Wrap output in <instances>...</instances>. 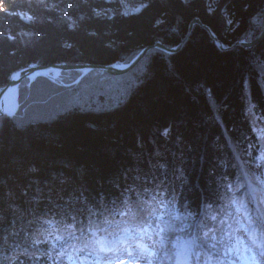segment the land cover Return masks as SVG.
<instances>
[{
  "label": "trees",
  "instance_id": "obj_1",
  "mask_svg": "<svg viewBox=\"0 0 264 264\" xmlns=\"http://www.w3.org/2000/svg\"><path fill=\"white\" fill-rule=\"evenodd\" d=\"M126 1L143 3L142 12L124 15L119 0H44L55 9L38 0H0V90L13 71L30 63L127 62L157 40L177 45L194 17L225 45L253 41L264 8V0ZM92 7L115 15L93 18ZM26 13L34 14V23L22 22ZM69 20L78 22L75 30L65 26ZM9 34L16 39L5 40ZM60 73L58 82L23 78L16 112L0 118V236L23 222L18 217L34 208L38 189L48 195L51 188L55 198L66 187L60 184L64 177L94 206L101 193L104 203L116 199L115 184L120 191L127 184L139 191L151 187L157 180L133 178L147 173L178 194L170 209L188 219L183 232L176 221L169 236L182 240L204 220L206 202L224 203L226 182L235 190L244 175L260 174L247 145L257 143L264 128L253 103L264 108V35L252 46L222 50L196 24L179 51L151 48L125 73L95 69L74 83L81 70ZM162 128L171 136L162 135ZM31 165L40 171L30 173ZM237 196L246 199V189ZM77 214L86 216L87 208Z\"/></svg>",
  "mask_w": 264,
  "mask_h": 264
},
{
  "label": "snow or ice",
  "instance_id": "obj_2",
  "mask_svg": "<svg viewBox=\"0 0 264 264\" xmlns=\"http://www.w3.org/2000/svg\"><path fill=\"white\" fill-rule=\"evenodd\" d=\"M142 10L135 9L137 14ZM102 15L107 18V11ZM20 19L26 24L35 22L34 14L26 13ZM65 26L75 30L78 22L69 20ZM4 39L14 41L16 37L9 34ZM49 74L50 70L37 73L32 79ZM20 75L15 72L10 79L17 81ZM54 75L59 77L61 73L57 70ZM253 108L250 104L248 111ZM257 141L258 152H249L251 143L247 149L259 176L235 186V190L232 183L226 182L224 203L216 207L214 201L205 207L204 220L192 226L194 231L187 233L188 240L169 236L176 231V221L181 222L183 232V221L188 219L173 214L171 201L159 206L154 200L146 204L158 194L150 196L144 188L139 192L128 188L110 203L102 198L87 209L86 216L77 214L50 225L54 231L32 242V252L18 259L17 264H24V260L28 264H264V128L259 129ZM242 189H246V199L237 196Z\"/></svg>",
  "mask_w": 264,
  "mask_h": 264
},
{
  "label": "clouds",
  "instance_id": "obj_3",
  "mask_svg": "<svg viewBox=\"0 0 264 264\" xmlns=\"http://www.w3.org/2000/svg\"><path fill=\"white\" fill-rule=\"evenodd\" d=\"M39 3L44 4L45 7L50 9H55L57 5L55 3L45 4L44 0H38ZM84 3H87V0H84ZM105 9L102 8H91V13L93 18H103L102 13ZM107 18L113 19L115 12L113 9L106 10ZM111 13V15H109ZM71 19V18H69ZM80 19H84L83 16ZM161 21L157 20L156 24H159ZM95 34V33H91ZM11 78V77H10ZM256 110L264 116V108H262L257 102L253 101ZM247 114V106L244 107V116ZM171 130L167 128H162L160 133L165 137L171 136ZM253 147L249 149V152H258L255 148V142L251 143ZM155 167V165H153ZM163 167V165H161ZM30 173H38L40 171L35 165H31L28 168ZM264 171V170H261ZM183 173H181L182 175ZM259 176V175H255ZM145 177H148V183L152 184L153 180H157L155 184L151 187H144V191L148 192L151 196L152 193H157L158 196L146 201V204H153L159 206L161 202L168 203L171 201V206L174 207V202L177 198V193L173 189L171 194H169V187L165 183L164 179H158L154 174L148 176L147 173L143 175L137 174L133 177L136 181H141ZM125 180H128L127 175L124 177ZM179 179V177H177ZM227 180V177H224ZM61 185L66 187L57 190L56 197L53 198L51 193L52 189H48V195L39 194L42 192V189H38V195L32 197L34 203V208L25 216V214L20 213L19 218H23V222L19 225L13 224L12 228L8 230L7 234L0 236V264H17L18 259H23L26 255L32 252V242L39 241L42 238H46L49 231H54L53 228H50V225L66 221L67 218L77 215V213H84L85 208H91L92 206L87 202L88 198L85 196V191L81 190L80 187H73L72 182L69 177H64L60 180ZM114 187L117 191H120V185L115 184ZM128 188H133L137 192L134 185L127 184L123 190ZM79 193V195H77ZM11 195V193H7ZM101 199L103 198V193L100 194ZM78 204L80 207H78ZM49 205H51L49 207ZM210 202H206L204 207H210ZM13 211H19L18 206H12ZM21 233L23 236L21 237ZM24 264H28L27 260H24Z\"/></svg>",
  "mask_w": 264,
  "mask_h": 264
},
{
  "label": "water",
  "instance_id": "obj_4",
  "mask_svg": "<svg viewBox=\"0 0 264 264\" xmlns=\"http://www.w3.org/2000/svg\"><path fill=\"white\" fill-rule=\"evenodd\" d=\"M200 25L203 27L208 34L211 36V38L215 41L216 45L224 50V49H229L232 48L234 45H241L244 47H249L252 46L255 42H257L260 38L263 37L264 35V8H263V18H262V25H261V30L259 32V35L257 38H255L253 41H246V40H238L236 41L233 45H225L217 36L216 34L211 30V28L203 23L198 17H194L191 22L189 23L188 30L184 36V38L175 46H167L161 41H155L153 44L146 45L144 46L132 59H130L127 62H111V63H106V64H97V63H73L69 64L66 62H54L46 65L42 64H37V63H30L27 66L21 67L15 71H13L10 76H9V81L8 83L3 86L0 90V118L4 115H7L6 111L3 108V97L8 90L9 87L12 85H17V89L19 87V84L21 80L25 77H29V75L34 74V72L38 70H54V71H63V70H81V75L74 81H78L85 73H87L90 70H102L108 73L112 74H122L127 71H129L131 68H133L139 60L151 49V48H159L167 53H175L179 51L185 41L187 40L192 28L194 25ZM243 41V43H242ZM221 45V46H219ZM116 65H124V67H116ZM35 66V67H32ZM15 72H20V78L17 81H12L10 79L11 75L14 74ZM52 77V76H49ZM16 110V109H15Z\"/></svg>",
  "mask_w": 264,
  "mask_h": 264
},
{
  "label": "bare ground",
  "instance_id": "obj_5",
  "mask_svg": "<svg viewBox=\"0 0 264 264\" xmlns=\"http://www.w3.org/2000/svg\"><path fill=\"white\" fill-rule=\"evenodd\" d=\"M44 71H49V70H38L34 72V74L29 75V77H26L28 80H32V77L36 75L37 73H42ZM55 71L50 70L49 76L55 77L54 75ZM17 85H12L11 87L8 88L6 91L4 97H3V108L6 111V113H12L14 114L17 110L18 107V91L19 87L17 89ZM16 109V110H15Z\"/></svg>",
  "mask_w": 264,
  "mask_h": 264
},
{
  "label": "rangeland",
  "instance_id": "obj_6",
  "mask_svg": "<svg viewBox=\"0 0 264 264\" xmlns=\"http://www.w3.org/2000/svg\"><path fill=\"white\" fill-rule=\"evenodd\" d=\"M119 2H121V7H122V11H123V13H125V12H127V13H130V12H135V9L136 8H141L144 4L143 3H137V4H128L127 3V1L126 0H119ZM175 46V45H174ZM80 75H81V73H80ZM79 75V76H80ZM65 76H67L66 74H65ZM78 76V77H79ZM77 77V78H78ZM47 78L48 79H50V80H52V81H57L58 82V80L59 79H62L63 80V78H62V76L61 77H49V76H47ZM66 79H68V77H65ZM77 78H75L74 79V81L77 79ZM31 80H28V82H30ZM74 81H73V83H74ZM253 115V114H252ZM247 176V175H246ZM248 181H246V180H244V184H246ZM253 187H255L254 186V183H253ZM189 238H185V239H182L181 241H186V240H188ZM180 240V239H179Z\"/></svg>",
  "mask_w": 264,
  "mask_h": 264
}]
</instances>
